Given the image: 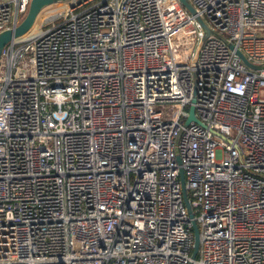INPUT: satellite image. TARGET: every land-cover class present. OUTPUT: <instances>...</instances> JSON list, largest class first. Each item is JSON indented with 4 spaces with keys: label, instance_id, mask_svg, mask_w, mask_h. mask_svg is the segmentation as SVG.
<instances>
[{
    "label": "built area",
    "instance_id": "built-area-1",
    "mask_svg": "<svg viewBox=\"0 0 264 264\" xmlns=\"http://www.w3.org/2000/svg\"><path fill=\"white\" fill-rule=\"evenodd\" d=\"M190 1L203 44L179 0H67L2 48L0 264H264V0Z\"/></svg>",
    "mask_w": 264,
    "mask_h": 264
},
{
    "label": "water",
    "instance_id": "water-1",
    "mask_svg": "<svg viewBox=\"0 0 264 264\" xmlns=\"http://www.w3.org/2000/svg\"><path fill=\"white\" fill-rule=\"evenodd\" d=\"M62 1H67V0H32L30 7H29V11L25 17V19L22 21V23L18 26H16L15 28L12 29H8L3 31L0 34V53L2 48L9 43L10 41H12L15 38L21 37L23 35H25L31 28L32 26L35 24L39 13L41 12V10L51 4H55L58 2H62ZM181 2V4L192 14L196 17V19L199 21V23L203 26V28L206 29V33L203 37V42L205 41V39L209 36V34L212 32V29L206 24V22L204 21V19L197 13V10L195 9V7L193 6V4L191 3L190 0H179ZM221 38V35H219ZM231 48L236 49V52L239 54V56L242 58V60L244 61V63L254 69H261L263 68L260 65H254L253 63H251L248 58L244 55V53L239 50L238 48H236V46L234 44H229ZM195 80H196V73H195ZM195 97L193 101L195 102ZM191 120H195L196 122L200 123L201 121L195 116V107L192 105L190 107V117L187 120V124L191 121ZM181 180H182V185H183V193H184V199H185V203L186 206L188 208V212L190 214V217L193 218L194 214H193V210L188 198V194H187V190L185 187V176H184V172H181ZM193 224V230H194V249H193V253H192V257L195 258L197 256L198 250H199V244H200V232H199V227L198 224L196 222V220L193 219L192 221Z\"/></svg>",
    "mask_w": 264,
    "mask_h": 264
},
{
    "label": "rangeland",
    "instance_id": "rangeland-1",
    "mask_svg": "<svg viewBox=\"0 0 264 264\" xmlns=\"http://www.w3.org/2000/svg\"><path fill=\"white\" fill-rule=\"evenodd\" d=\"M67 2L66 1H62V2H58L55 4H51L48 5L46 7H44L41 12L38 15V18L35 22V24L32 26V28L22 37H20L19 39H25L28 36L32 35V34H38L40 33L42 30H44L45 28H47L48 26H50L51 23L46 24L45 22L48 21V19H50V17L54 14L57 13H62L66 7ZM176 15L179 18H185L184 13H180V12H176ZM189 32L192 33V29H189Z\"/></svg>",
    "mask_w": 264,
    "mask_h": 264
}]
</instances>
